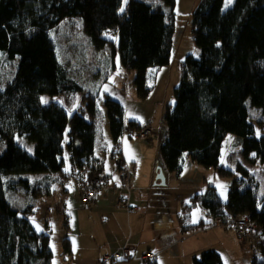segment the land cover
<instances>
[{"label": "trees", "instance_id": "1", "mask_svg": "<svg viewBox=\"0 0 264 264\" xmlns=\"http://www.w3.org/2000/svg\"><path fill=\"white\" fill-rule=\"evenodd\" d=\"M176 4L177 0H127L123 7L124 0H0V54L8 61L18 59L13 77L0 88V140L7 145L0 155V264H53L51 223L39 230L33 222L40 199L52 197L56 184L63 185L66 179L80 186L81 198L84 181L103 171L97 96L86 93L71 66L61 60L51 31L67 19L81 18L92 43L99 49L109 47L125 70L136 73L137 95L146 99L152 90L149 69L172 61ZM191 28L197 52L182 63L176 103L168 105L165 114L168 135L160 158L166 170L178 176L185 153L223 177L236 171L242 176L233 181L227 202L215 185H208L184 203L179 214L182 230L189 233L211 225L191 222L198 206L226 226L231 218L248 215L256 224L252 237L261 249L251 264H264L260 183L243 164L236 170L220 166L223 143L231 133L244 139L246 156L255 153L264 164V131L257 135L247 103L250 99L261 109L264 130V0H235L229 8L226 0H201L192 12ZM78 93H84L85 107L70 113L68 107ZM44 95L64 96V103L46 105ZM104 103L116 159L122 154L123 136L136 137L133 131L142 123L126 122L120 100L107 96ZM25 137L33 143L34 153L23 144ZM117 168L120 176L121 167ZM105 182L106 176L99 189ZM64 221L67 226L65 215ZM62 245L64 254L73 253L69 237ZM193 264H224V259L212 248L195 255Z\"/></svg>", "mask_w": 264, "mask_h": 264}, {"label": "rangeland", "instance_id": "2", "mask_svg": "<svg viewBox=\"0 0 264 264\" xmlns=\"http://www.w3.org/2000/svg\"><path fill=\"white\" fill-rule=\"evenodd\" d=\"M196 3L198 4L199 1L177 0L176 12L178 31L174 44L176 48H174L173 51L172 65H167L166 67L170 66L169 69H165L166 72L164 71L160 73L159 77L156 76V68L152 67L149 69L151 75L149 85L152 87V90L146 99H140L137 95L134 83L136 73L128 72L126 70L127 73L121 67L119 55H117V59L115 53H112L109 47L97 48L84 31L83 20L81 18L67 19L62 22L59 27L51 31V35L57 44L61 60L71 66L72 73L77 75L75 77L79 79L80 83L86 88V93L91 92L97 96L99 117L102 122V135L100 140L102 141L101 143L104 148L110 145V140H112L108 110L104 103V99L107 96H111L125 104L126 120L128 122L134 119V117H137L139 120L144 119L142 121L143 124L149 123L152 126V133L149 135L148 140H152L153 148H156L157 160L159 162L158 167L163 166L159 154V147L168 135L165 114L168 105L173 106L176 103L175 89L178 87L182 79V76H179L178 69L180 67V71L182 72V63L187 55L186 52L184 53L183 50L178 49L180 40L179 34L181 33L183 37L188 33L187 30L192 24V11L196 7ZM234 3L235 0H231V3L226 0V8L233 6ZM125 4L126 3H124L123 7H125ZM190 32L192 33V30H190ZM116 62L117 65L115 66ZM17 65L18 59L16 61H8L2 54H0V88L5 87L8 81L13 77ZM172 72L173 74L170 77H165ZM83 96L84 93H78L75 95V104L70 108L68 107L70 113L81 110L85 107ZM64 99V96L50 98L49 96L44 95L42 97V101L46 105L51 101L64 103ZM247 103L256 126L257 135L261 136L264 131L263 126L259 123V119L262 117V111L261 109L254 107L250 99ZM23 144L28 151L29 149L31 150L29 152L34 153V145L32 142H28L27 137L23 138ZM243 144L244 139L241 136L233 133L229 134L223 143L220 166L236 170L239 164L245 165L255 176L259 177L261 181V192L264 194V164L258 162L259 160H257L258 158L255 153L246 156L243 152ZM6 147V141L0 140V155L4 153ZM104 155L105 151L99 149L98 156L103 158ZM184 157L185 163L183 172L179 176L175 174L172 175L176 178L174 179L177 185L180 187L184 185L185 188L191 185L189 182H193L196 184L197 189H201L202 187L206 189L210 184L216 185L222 199L227 202L229 200L233 181L236 178H241L242 173L236 171V174L232 177H223L219 174L216 168H208L199 165L193 162L186 153ZM143 168L144 170L147 169L146 161L143 162ZM180 176L184 179L178 181L177 179ZM170 179L171 177L168 179V182H170ZM171 184L173 185L174 181H172ZM55 188L56 190L52 197L40 199L38 203L39 211L37 215L33 217V222L40 230L46 229L45 226L47 221L51 223L50 228L53 230V264H61L62 261L65 260V257L63 255V246L58 240L60 237H65L66 232L64 230V213L58 211L61 209L62 203L60 196L62 190L60 189V184H56ZM170 191L169 199L164 202V205L166 206L167 211H170L169 213H173L175 216L177 214L176 205H178V199L182 196L186 197L185 195L188 197V191H180L179 187L171 188ZM190 197L188 198L190 199ZM154 204L155 201H153L152 205ZM202 210L203 207L198 206V208L194 210L197 212L194 213L200 215ZM199 217L201 218V216ZM196 219V221H200L198 217H196ZM182 234L185 235L183 232ZM182 234L180 233L181 237ZM233 235L234 234L231 233V239L228 243L225 241L221 243V241L216 244V246L211 247L220 250L224 261L227 260V264H251L254 255L261 253L258 240L251 236L245 241H240ZM212 239H215V237ZM175 254H177V258L170 260L165 264H175V260L180 261V264L187 263L186 257H183L180 251Z\"/></svg>", "mask_w": 264, "mask_h": 264}, {"label": "crops", "instance_id": "3", "mask_svg": "<svg viewBox=\"0 0 264 264\" xmlns=\"http://www.w3.org/2000/svg\"><path fill=\"white\" fill-rule=\"evenodd\" d=\"M198 1L200 2L201 0ZM190 30H192L191 25L187 30L186 36L182 37V34H179L178 49L183 50L187 55L197 52ZM174 48H176L175 45ZM116 58L118 59L117 56ZM116 65L117 62L115 63ZM170 65L172 64L170 63ZM169 67L165 66L157 69L156 76L159 77L160 73L164 72L165 69H169ZM178 72L179 76L182 75L180 67ZM172 74L173 72L165 77H170ZM132 120L142 123L144 119L139 120L137 117H134ZM126 122L128 121L126 120ZM148 139L149 136L133 137L128 134L124 135L122 138V154L117 157L123 160L131 170L132 189L129 194V203L135 208L133 212L120 205V199L124 192L120 185L117 158L114 159L112 154L113 139L110 140V145L106 148L103 147L102 143H100L98 148V150L105 151L103 158L98 157L101 160L102 173L106 176V182L99 189L90 210L83 208L80 198V186L75 181L66 179L63 182L64 184L60 185L62 203L61 209L58 208V211L67 216L68 225L64 224L65 237H69L73 243V253L71 255L64 254L63 250L65 260L61 264H98L102 258L113 254L126 245L132 251L133 257L130 259L131 261H114L111 264H139L140 256L149 250L156 252L158 255V264H165L177 258V254L175 253L178 251L182 253L183 257H186V264H193V257L195 255L206 249H217L211 246H216L221 241V243L224 241L228 243L230 241L233 231L228 226L219 224L217 219H214L204 208L200 215L194 213L197 211L192 212L191 222L198 224L201 221H205L210 222L211 225L185 233V235L182 234L183 230L179 214L182 211L183 204L190 203L193 196L205 191V188L197 189L196 184L193 182H189L191 185L185 188L184 185L178 186L175 182L176 178L166 170L163 161L162 165L166 172V183L162 184V182L157 181L156 175L158 173L159 162L157 160L156 148H153V141ZM257 160L261 162L260 159ZM145 161L147 165L146 170L143 168V162ZM170 177V182H168ZM255 177L260 183L261 191V181L258 176ZM181 179L184 178L180 176L177 180ZM172 181H174L173 185L171 184ZM175 187H179L180 191H188V197H191L189 199L185 195L186 197L182 196L178 199V205H176L177 214L174 216L173 213L167 211L164 202L169 199L171 188ZM261 195L264 196L262 192ZM153 201H155L154 205H152ZM174 217H177L176 220ZM196 217L200 221H196ZM65 237H60L58 240L61 242V245ZM214 237L215 239H212ZM217 250L220 252L219 249ZM180 263V261L175 260V264Z\"/></svg>", "mask_w": 264, "mask_h": 264}, {"label": "built area", "instance_id": "4", "mask_svg": "<svg viewBox=\"0 0 264 264\" xmlns=\"http://www.w3.org/2000/svg\"><path fill=\"white\" fill-rule=\"evenodd\" d=\"M152 133V126L149 123L142 124L140 129H135L133 131V135L136 137H146ZM117 165L121 167L120 169V178L121 185L123 189V194L121 196L122 207H125L130 212H133L135 208L129 203V194L132 189L131 185V173L129 166L127 164H122V161L117 160ZM105 179L103 173L97 174L95 177L84 181L82 187V197L81 203L86 210H90L92 204L95 200L96 193L98 189L101 187ZM217 222L221 225L222 220L220 218L217 219ZM228 227L233 231L235 236L240 241H245L250 236H252L256 232V224L251 222L250 217L248 215L233 217L228 222ZM132 251L126 245L121 247L118 251L114 252L112 255L105 256L102 258L98 264H111L114 261H124L132 259ZM158 255L156 252L149 250L143 253L140 256L139 264H157Z\"/></svg>", "mask_w": 264, "mask_h": 264}, {"label": "water", "instance_id": "5", "mask_svg": "<svg viewBox=\"0 0 264 264\" xmlns=\"http://www.w3.org/2000/svg\"><path fill=\"white\" fill-rule=\"evenodd\" d=\"M156 180L161 181L162 184L166 183V172H165V168L163 166L159 167L158 173L156 175Z\"/></svg>", "mask_w": 264, "mask_h": 264}, {"label": "snow or ice", "instance_id": "6", "mask_svg": "<svg viewBox=\"0 0 264 264\" xmlns=\"http://www.w3.org/2000/svg\"><path fill=\"white\" fill-rule=\"evenodd\" d=\"M228 2L231 3V0H228ZM124 3H127V0H124ZM123 11H124V8L122 7V8L120 9V12H123ZM29 151H31V150L29 149ZM65 171H68V169L66 168ZM193 222H195V221H193ZM74 250H75V249H74ZM224 264H227V260L224 261Z\"/></svg>", "mask_w": 264, "mask_h": 264}]
</instances>
